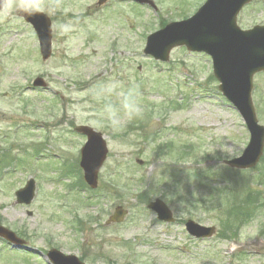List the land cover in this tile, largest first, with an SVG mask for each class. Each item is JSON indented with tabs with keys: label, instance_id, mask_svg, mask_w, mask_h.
I'll return each instance as SVG.
<instances>
[{
	"label": "rangeland",
	"instance_id": "obj_1",
	"mask_svg": "<svg viewBox=\"0 0 264 264\" xmlns=\"http://www.w3.org/2000/svg\"><path fill=\"white\" fill-rule=\"evenodd\" d=\"M153 1L158 13L123 0H109L102 7L98 0H9L0 12V161L5 160L0 162L5 165L0 167V222L24 233L31 249L14 250L0 240V264H50L45 255L52 248L87 264H264V199L258 219L244 226L237 240L214 237L201 242L188 236L184 224L158 222L137 198L146 190L151 201L160 198L176 167L212 171L218 178L210 179L216 183L233 176L239 193L251 189L264 198V179L256 176L262 164L253 178H245L227 172L222 163L241 156L249 132L211 79L210 58L179 48L164 65L143 54L146 38L159 28L160 19L178 21L182 9L192 16L206 0ZM22 10L51 17L49 61L41 60L34 31L19 17ZM263 24L264 0L238 18L242 29ZM38 77L48 84L46 91L29 89ZM140 80L147 89H140ZM174 98L185 108L126 133L133 113ZM124 101L131 103L126 114L119 112ZM253 101L264 126V73L254 78ZM79 126L103 133L109 147L101 191L91 200L90 193L71 187L77 180L63 171L80 159L85 139L74 131ZM152 131L161 143L191 146L190 158L154 157L139 136L149 137ZM30 178L37 185L34 202L16 205L15 191ZM112 181L126 187L107 194ZM191 190L206 198L204 192ZM172 205L176 219H192L219 231L221 212L184 201ZM118 206L129 210L128 217L123 224L105 226ZM76 216L86 225L82 232L72 228Z\"/></svg>",
	"mask_w": 264,
	"mask_h": 264
},
{
	"label": "water",
	"instance_id": "obj_2",
	"mask_svg": "<svg viewBox=\"0 0 264 264\" xmlns=\"http://www.w3.org/2000/svg\"><path fill=\"white\" fill-rule=\"evenodd\" d=\"M6 1L0 0V10ZM106 1L100 0V4ZM133 1L155 8L149 0ZM252 1L208 0L190 20L170 24L163 31L150 36L145 49V54L163 62L169 60L172 48L184 45L192 52H205L212 57L215 76L221 83L220 90L235 105L251 133L250 143L243 156L226 162L231 167L241 169L256 166L264 148V127L258 125L251 99L253 76L264 71V27L244 32L236 24L240 10ZM21 16L33 25L39 38L42 58L47 61L52 54L50 19L34 11L21 12ZM34 86L45 87V83L37 79ZM77 131L88 137V142L81 152L80 165L85 181L94 189L97 187L99 170L108 153L107 147L101 134L92 129L80 127ZM16 196L17 204H31L35 197V182L29 181ZM149 208L157 213L160 221L174 222L172 213L163 202L156 201L150 204ZM126 214L127 211L118 208L107 224L122 222ZM186 229L196 238H210L215 232L213 228H204L192 221L187 222ZM0 237L14 247L24 248V241L1 226ZM48 259L53 264H82L77 258L64 256L56 250L49 252Z\"/></svg>",
	"mask_w": 264,
	"mask_h": 264
},
{
	"label": "trees",
	"instance_id": "obj_3",
	"mask_svg": "<svg viewBox=\"0 0 264 264\" xmlns=\"http://www.w3.org/2000/svg\"><path fill=\"white\" fill-rule=\"evenodd\" d=\"M197 177V176H196ZM232 197L227 201L226 204L221 206L223 213L225 214V220L222 223V235L225 233H230L231 235L234 231H230L237 227L239 224H245L249 221L256 213V208L251 200H254L255 194L249 190L248 199L242 200L239 193H231ZM140 200L146 198L145 194L140 195Z\"/></svg>",
	"mask_w": 264,
	"mask_h": 264
},
{
	"label": "clouds",
	"instance_id": "obj_4",
	"mask_svg": "<svg viewBox=\"0 0 264 264\" xmlns=\"http://www.w3.org/2000/svg\"><path fill=\"white\" fill-rule=\"evenodd\" d=\"M10 7H16V5H9Z\"/></svg>",
	"mask_w": 264,
	"mask_h": 264
}]
</instances>
